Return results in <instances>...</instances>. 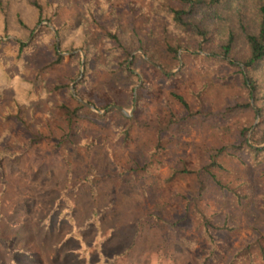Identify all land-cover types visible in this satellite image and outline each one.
<instances>
[{
    "label": "rangeland",
    "instance_id": "374dc122",
    "mask_svg": "<svg viewBox=\"0 0 264 264\" xmlns=\"http://www.w3.org/2000/svg\"><path fill=\"white\" fill-rule=\"evenodd\" d=\"M155 1L63 0L55 25L82 31L85 47L60 52V64L48 65L53 57L41 42L33 43L23 68L0 50L9 76L40 82L38 96L22 109L26 125L6 116L14 89H0V264H198L209 248L198 209L222 227L214 231L217 248L209 264H264V158L252 161L231 151L218 157L224 169L216 174L245 196L242 202L209 180L201 189L197 174L181 171L207 165L243 130L248 137L264 133V86L250 96L242 82L252 75L264 84L260 66L249 71L242 62L248 49L238 21L253 26L255 8L251 0H227L218 9L217 41L229 28L236 32L233 64L200 57L209 53L198 50L199 39L187 32L167 82L145 63L141 49L134 52L141 53L134 64L138 81L110 77L101 30L85 17V6H92L104 27L145 38L148 26L161 27L165 20L153 10ZM39 24L31 34L21 33V40L29 43L43 24L55 29L49 21ZM13 37L0 34L3 41ZM206 46L215 50L214 43ZM74 52L79 65L69 58ZM85 63V95L104 109L118 105L131 113L128 137L88 114L60 140L59 105L72 102L69 94L84 77ZM64 83L68 88L59 86ZM170 92L184 96L194 113L180 124L169 123L170 111H180ZM93 103L90 109L103 114ZM236 103L243 106L218 117ZM37 133L45 138L31 143Z\"/></svg>",
    "mask_w": 264,
    "mask_h": 264
},
{
    "label": "trees",
    "instance_id": "16d2710c",
    "mask_svg": "<svg viewBox=\"0 0 264 264\" xmlns=\"http://www.w3.org/2000/svg\"><path fill=\"white\" fill-rule=\"evenodd\" d=\"M63 0H0V34L8 36L13 34V39L7 41L0 40V50L11 58L13 65L18 68H23L26 55L30 52L33 43L41 42L50 50L53 59L48 65L60 64L65 59V56L60 53L63 51H74L76 49L84 48L83 33L78 29L75 30L73 26L63 23L55 25L56 18L59 14V9L62 6ZM179 6H173L168 2L157 0L153 3V10L165 17L163 26L157 27L150 25L145 30L146 37L143 38L137 31L121 32L117 27H104L92 6H85L84 15L88 21L96 28L101 30V35L104 40L105 56L109 60L110 77L121 79L124 82L138 81L139 77L134 71L137 58H141V53H134L136 50H143L148 60L145 61L147 65L154 68L162 82H167L171 75L169 72L178 64V51L185 46L184 38L186 33H193L199 39L198 50H203L209 54L199 55L200 57L211 61L226 62L233 64L229 60L232 50L234 49L236 41V32L229 28L222 36H219V7L227 0H175ZM255 8V23L253 26L239 20L240 32L247 45V55L242 60L243 65L249 71L254 70L258 66L263 73L264 81V0H251ZM49 21L54 24L55 29L52 30L48 25L40 26L37 33L28 43L22 41L21 33L29 35L32 33V28L43 22ZM81 37V38H80ZM59 48H58V42ZM215 44V50L207 48L206 45ZM214 54H219L217 57ZM132 57L129 62V58ZM69 58L77 65L80 63V56L74 52L70 54ZM88 58H86V63ZM85 63V75L75 84V91L80 98L93 103L88 100L84 93L83 87L87 84L88 67ZM130 64V65H129ZM239 73L242 74L241 66ZM242 82L248 89L251 96L252 90L257 92L258 89L264 86L258 85L257 81L252 75L246 79L242 76ZM250 83V84H249ZM145 83L141 88L145 87ZM11 86L14 89L13 95V110H9L6 114L23 125H26V120L22 109L24 104L38 96L37 91L40 82L39 80H29L21 78L18 75L9 76L3 69L0 62V89ZM37 86V89H35ZM62 88H68V84L59 85ZM42 88V86H41ZM172 99L179 106L180 111H170L169 123L174 124L183 120L186 121L188 117L192 116L193 110L184 96L181 94L170 92ZM70 103H60L59 107L62 109V115L59 117L60 129L63 131V141L65 137H69L76 125L82 117L92 114L103 118V120L110 121L119 134L124 137L130 135V127L133 116H127L120 113L116 109H111L103 114H96L86 105L77 101L71 94H69ZM94 104V103H93ZM249 105V102L247 103ZM95 105V104H94ZM98 108L104 109L106 106ZM243 105L238 103L234 105H226L218 117H226L232 114L236 109ZM154 123V122H153ZM157 124V123H156ZM45 138L44 134L37 133L30 138L31 143H37ZM66 139V138H65ZM60 142V141H59ZM264 143V133L252 132L248 137L246 130H243L239 141L232 143L228 147H223L216 154L210 158V162L202 168L191 171L190 169H183L182 172H194L201 178V189L205 188L204 180H209L213 185L218 186L221 190L232 192L236 195L238 202H242L245 196L241 195L237 189L231 188L228 184L221 181L216 174V170L224 169L223 164L218 160L222 152H232L233 155H243L252 161L264 158V146L259 145ZM150 165V164H149ZM149 165L143 166L137 164V168L146 169ZM176 170L172 171V175ZM201 225V232L209 242V248L206 255L198 260V264H209L213 259L216 251V239L214 231L222 228L221 226L212 222L200 209H198ZM224 226V225H223Z\"/></svg>",
    "mask_w": 264,
    "mask_h": 264
},
{
    "label": "water",
    "instance_id": "95a60500",
    "mask_svg": "<svg viewBox=\"0 0 264 264\" xmlns=\"http://www.w3.org/2000/svg\"><path fill=\"white\" fill-rule=\"evenodd\" d=\"M39 25H40V24H39ZM39 25L37 26V28L39 27ZM71 93H72V95L75 97V99H77V101H79L80 103L86 105L87 107H89V108H91V109H95L94 106H93L92 104L88 103L87 101H85V100H83L82 98H80L79 96H77L73 88H72V90H71ZM111 109H116V110H118L120 113H122V114H124V115H130V114H131V113L127 112V111L125 110V108H123V107H121V106H118V105H110V106H108L106 109H104V110H102V111H101V110H97V111L102 112V113H105L106 111H109V110H111Z\"/></svg>",
    "mask_w": 264,
    "mask_h": 264
}]
</instances>
